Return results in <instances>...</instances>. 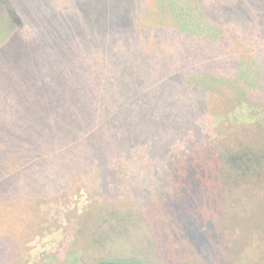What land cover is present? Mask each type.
Instances as JSON below:
<instances>
[{
	"label": "rangeland",
	"instance_id": "rangeland-1",
	"mask_svg": "<svg viewBox=\"0 0 264 264\" xmlns=\"http://www.w3.org/2000/svg\"><path fill=\"white\" fill-rule=\"evenodd\" d=\"M45 1L13 0L28 22L21 39L0 48V135L5 132L0 151L14 155L28 146L32 155L41 151L35 145L43 143L45 132L84 137L98 122L102 128L84 137L83 146L68 152V159L81 165L114 157L130 146L135 156L132 161L120 159L122 181L114 184H104L95 163L78 170L66 192L41 201H27L29 189L22 186L7 194L2 190L0 264H94L145 253L158 262L161 235L138 216L134 204L142 202L132 200L137 192L131 187L155 190L162 156L154 153L163 143L169 158L187 147L192 151L213 145L227 152L257 142L264 132V54L259 67L252 66L250 72L241 67L253 64L261 47L239 42L234 49L239 35L214 31L205 15L198 18L197 3L191 0V27L204 37H192L191 48L185 49L191 54V74L182 76V86L177 76L168 74L180 52L172 39L145 42L140 34L142 44L123 48L114 42L115 32L110 39V32L99 28L103 10L111 6L106 0ZM52 6L64 9L51 18ZM167 16L168 23L172 14ZM155 17L147 21L142 16L139 22L153 23ZM233 56L242 58L239 70L229 63ZM119 100L126 104L116 111ZM113 114L117 117L111 120ZM188 118L191 126L179 129ZM9 133L13 139L4 142ZM54 159L63 163L66 157ZM258 179H253L262 183L257 188H239L230 182L245 181L229 176L223 191L209 192L224 201L223 217L215 211L221 208L218 204L198 207L200 199L194 196L178 207L184 229L167 239L182 244L175 248L180 260L264 264V181ZM35 183L48 191L47 178ZM142 197L146 201L148 194Z\"/></svg>",
	"mask_w": 264,
	"mask_h": 264
},
{
	"label": "trees",
	"instance_id": "trees-1",
	"mask_svg": "<svg viewBox=\"0 0 264 264\" xmlns=\"http://www.w3.org/2000/svg\"><path fill=\"white\" fill-rule=\"evenodd\" d=\"M138 1L140 3H137ZM174 1L179 5L175 2H170V0H155L156 7L151 4V0H135V3L131 5H128L127 2L124 3L123 0H119V2L106 0L111 6L108 7V10H103L102 19L104 24L99 26V28L103 27L106 33L110 32V39L113 38L111 33L115 32L114 42L120 43L123 48L142 44L143 39L140 34L144 35L145 42H150L151 40L161 42L164 38L172 39L176 45L175 50L180 49V52L178 57L173 56L175 67L168 74L177 76L179 84L185 86L182 76L191 74V70L188 69L191 68V54L185 52V49L191 48L192 37L202 38L204 36H199V33H197L198 29L194 30L191 27V0ZM194 1L198 5H196L198 18H202L205 15L210 20V22L207 21L210 28H213L218 33L220 31L231 37L234 36L233 38H235V35H239L240 40L235 42L234 49H236V46H238L236 44H239V42L250 47L255 45L261 47L258 59L254 60L253 64L243 63L241 68L244 67L250 72L252 66L259 67V64L263 63V55L261 53L264 54V0ZM44 2L46 1L44 0ZM52 7L53 9L50 10L51 18L58 13L61 14L64 9V6L61 7V11H59V8ZM169 13L172 16H170L167 23L166 17H168ZM142 16H146L147 21L152 20L153 16H156L159 22L155 20V17L153 23L145 22V20L141 23L139 19H142ZM27 22L28 20L23 17L13 0H0V44L2 43L0 48L10 45L11 41L14 42L13 39L15 37L21 39ZM129 33L135 36H129ZM210 35L213 38L217 36L213 32ZM1 36H3V40ZM6 37L11 39L8 40ZM158 48L163 50L161 46ZM241 59L239 56H233L229 60V63L233 64L234 70H239ZM147 61L148 58L145 60L144 65H146ZM35 94H33V99ZM118 103L119 109L116 108V111L123 110L126 101L119 100ZM116 117L117 115L115 114L111 115V120ZM127 118L128 116L123 117L125 122H127ZM189 120L191 118H188L185 123L180 125L179 129L180 127L188 128L191 126ZM96 123L98 127H91L92 130L87 132L84 137L90 136L94 131L99 130L100 127L102 128L100 123ZM0 136L4 139L5 132L1 133ZM23 136H20L21 140L24 138ZM84 137L73 136L72 133L59 131H52L50 134L45 132L43 143L35 145L37 149H41L40 152L32 151L33 154L29 155L28 146L25 147L26 150L25 148L17 150L14 155L0 151V193L3 190L7 194L11 190L22 186L23 190L29 189V200L27 201L33 203L43 200L42 197L58 196L67 191L72 178L78 170L87 168L95 163H97L98 170L103 176L104 184H114L117 182L115 180L121 182V171L124 168L120 171V159L132 161L135 156L133 147L130 146L114 152V157L109 156L106 159L94 158L90 161L84 160L79 165L76 160L68 159L70 157L68 152L82 147V143H85ZM12 139L13 134L9 133L8 138L4 142ZM159 148L158 152L154 153L156 156L158 154L162 156L159 166L161 173L160 176L156 177L158 183H156L155 190L150 191L147 187L137 185L131 187L134 192H137V194L131 195L132 200L134 202L137 201V203L138 200L142 202V205L134 204L136 208L138 207V216L142 218L144 223L148 221L147 223L150 226L157 228L158 234L161 235V238L158 239L159 243H161L160 249L157 251V253L159 252L157 254L159 261H154L150 253H145L141 256H134L131 259L113 258L94 264H188L178 258L179 249H175L177 246H182V244L175 241L169 242L167 239L169 236H174V231L184 229L183 213L178 211V207L184 206L185 201L194 196L200 199L201 203L198 207H209L211 204H218L221 208L215 211L217 216L221 215L223 217L225 215L223 211L224 201L221 200L222 198L219 199L220 201L218 199L215 200L216 196L208 195L209 192L223 191L229 176L245 181L230 182L232 187L257 188L262 183L255 182L253 179L259 178L258 180L264 181V132L258 134L257 142L240 145L236 150L227 152H221L217 146L206 145L196 147L192 151L191 147H187L185 151L168 158L166 145L163 143ZM57 155H65L66 160L63 163H59L57 159H54ZM9 160L12 162L11 167L5 166L7 164L6 161ZM74 161L75 163L73 164ZM46 178L49 184L47 185L48 191L44 192L45 185H37L35 181L43 182ZM107 179L110 182L105 181ZM15 182H18V186H15ZM228 186H230L229 183ZM111 188H113L112 185ZM144 194H148V197L145 198L146 201H141L140 199L143 198L142 195ZM28 238L26 237L25 239Z\"/></svg>",
	"mask_w": 264,
	"mask_h": 264
}]
</instances>
